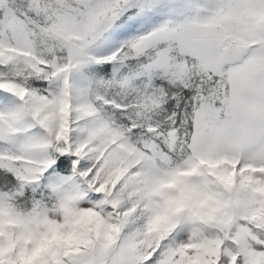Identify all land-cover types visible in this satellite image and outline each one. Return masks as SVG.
Segmentation results:
<instances>
[{
  "label": "snow or ice",
  "instance_id": "snow-or-ice-1",
  "mask_svg": "<svg viewBox=\"0 0 264 264\" xmlns=\"http://www.w3.org/2000/svg\"><path fill=\"white\" fill-rule=\"evenodd\" d=\"M0 264H264V0H0Z\"/></svg>",
  "mask_w": 264,
  "mask_h": 264
}]
</instances>
